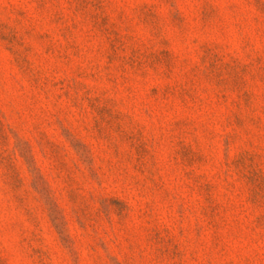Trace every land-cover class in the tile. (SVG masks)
<instances>
[{
  "label": "rangeland",
  "instance_id": "rangeland-1",
  "mask_svg": "<svg viewBox=\"0 0 264 264\" xmlns=\"http://www.w3.org/2000/svg\"><path fill=\"white\" fill-rule=\"evenodd\" d=\"M0 264H264V0H0Z\"/></svg>",
  "mask_w": 264,
  "mask_h": 264
}]
</instances>
